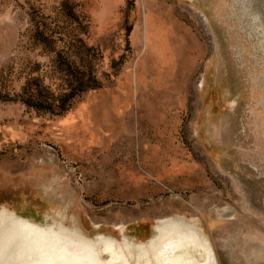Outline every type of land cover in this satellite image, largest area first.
Returning a JSON list of instances; mask_svg holds the SVG:
<instances>
[{"label":"rangeland","instance_id":"1","mask_svg":"<svg viewBox=\"0 0 264 264\" xmlns=\"http://www.w3.org/2000/svg\"><path fill=\"white\" fill-rule=\"evenodd\" d=\"M3 210L0 264H264V0H0Z\"/></svg>","mask_w":264,"mask_h":264},{"label":"bare ground","instance_id":"2","mask_svg":"<svg viewBox=\"0 0 264 264\" xmlns=\"http://www.w3.org/2000/svg\"><path fill=\"white\" fill-rule=\"evenodd\" d=\"M161 225H163V224H160V226ZM45 234H46V232L43 231L42 229L38 228L37 226L33 225L32 223L30 224V223L24 222L22 219L15 217L12 213L7 212L6 210H3L0 213V235H1L0 241L2 242V240H3V245L0 246V250L2 248L9 247L8 250H10V251L13 250L15 252V254H18V253L20 254V251H22L23 255L25 253H27V254L33 253L31 251L30 252L27 251V249H33V250H36L39 252V250H41L42 248L48 247V246H45L46 241H47V237H45ZM24 236H25V238H29V241L25 240ZM190 237L193 238L194 235H192V234L186 235L184 233H181L179 235V238H180L179 241L177 243L170 245V248L173 250L183 249V247L185 246L184 242L186 241V239H188ZM196 239H197V237H196ZM197 243L200 244L199 239L197 240ZM82 244L84 245V243H82ZM82 246L80 244L81 248H82ZM83 247L85 250L86 246H83ZM205 247H206V245H205ZM70 249H71V246H70ZM70 249H69V251H71ZM206 249L208 251V253H207L208 258H207V260H205L206 262L202 263L201 261L197 262V261L193 260L194 264H218V261L216 260V256H215L214 252L211 251L207 247H206ZM54 251H55V249H54ZM74 251H76V250L72 249V251L69 252L70 253L69 260L71 262L70 264H75V263L77 264V261H75V260H77V258H74V254H77L76 252H78V250L76 252H74ZM56 252H58V251L56 250ZM184 255L189 257L187 251H185L181 255L172 259L171 260L172 264H184V262H183L184 261V259H183ZM65 259H67V257H65ZM193 259H194V257H193ZM78 261H79L78 263H80V260H78ZM38 262L40 264L39 259H38Z\"/></svg>","mask_w":264,"mask_h":264}]
</instances>
